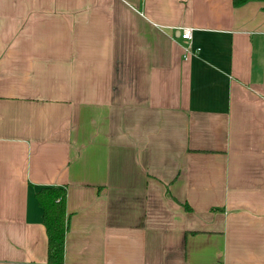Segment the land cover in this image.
<instances>
[{
  "label": "crops",
  "instance_id": "crops-1",
  "mask_svg": "<svg viewBox=\"0 0 264 264\" xmlns=\"http://www.w3.org/2000/svg\"><path fill=\"white\" fill-rule=\"evenodd\" d=\"M43 186L63 264H264V1L0 0V264Z\"/></svg>",
  "mask_w": 264,
  "mask_h": 264
},
{
  "label": "trees",
  "instance_id": "trees-1",
  "mask_svg": "<svg viewBox=\"0 0 264 264\" xmlns=\"http://www.w3.org/2000/svg\"><path fill=\"white\" fill-rule=\"evenodd\" d=\"M250 0H232L240 5ZM264 1V0H260ZM42 208V223L47 235V264H63L64 236L68 227L66 189L63 186H43L35 193Z\"/></svg>",
  "mask_w": 264,
  "mask_h": 264
},
{
  "label": "built area",
  "instance_id": "built-area-1",
  "mask_svg": "<svg viewBox=\"0 0 264 264\" xmlns=\"http://www.w3.org/2000/svg\"><path fill=\"white\" fill-rule=\"evenodd\" d=\"M180 36L182 39H187L189 41L188 45L186 46V50L190 51V49H191V44H190L191 28L190 27H183L180 31Z\"/></svg>",
  "mask_w": 264,
  "mask_h": 264
}]
</instances>
